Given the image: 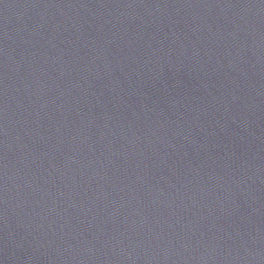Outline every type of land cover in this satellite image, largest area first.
<instances>
[{
    "label": "water",
    "instance_id": "1",
    "mask_svg": "<svg viewBox=\"0 0 264 264\" xmlns=\"http://www.w3.org/2000/svg\"><path fill=\"white\" fill-rule=\"evenodd\" d=\"M0 264H264V0H0Z\"/></svg>",
    "mask_w": 264,
    "mask_h": 264
}]
</instances>
